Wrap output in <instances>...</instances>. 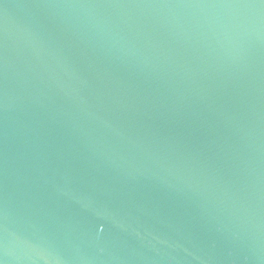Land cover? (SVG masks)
Segmentation results:
<instances>
[{
    "label": "water",
    "instance_id": "95a60500",
    "mask_svg": "<svg viewBox=\"0 0 264 264\" xmlns=\"http://www.w3.org/2000/svg\"><path fill=\"white\" fill-rule=\"evenodd\" d=\"M0 264H264V0H0Z\"/></svg>",
    "mask_w": 264,
    "mask_h": 264
}]
</instances>
